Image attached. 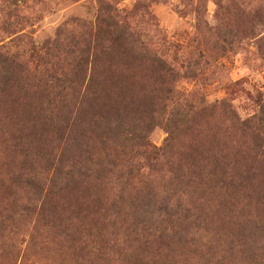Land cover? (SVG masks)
<instances>
[{"label": "rangeland", "instance_id": "1", "mask_svg": "<svg viewBox=\"0 0 264 264\" xmlns=\"http://www.w3.org/2000/svg\"><path fill=\"white\" fill-rule=\"evenodd\" d=\"M21 1L15 24L0 0V30L14 32L4 43L25 35L33 53L0 83V264H264V164L254 165L251 197L203 190L164 214L146 193L172 177L152 158L173 109L186 116L167 154L185 176L214 155L240 165L264 151V130L259 142L234 121L253 123L264 104V0ZM49 76L69 82L63 104ZM85 88L138 124L150 148L130 153L112 134L111 158L132 170L122 191L108 173L54 196L45 183L44 219L20 214L39 177L85 167L74 142L87 110L74 95Z\"/></svg>", "mask_w": 264, "mask_h": 264}, {"label": "trees", "instance_id": "2", "mask_svg": "<svg viewBox=\"0 0 264 264\" xmlns=\"http://www.w3.org/2000/svg\"><path fill=\"white\" fill-rule=\"evenodd\" d=\"M18 1L20 0H7V4L12 8L10 11L6 12L4 16L6 19L5 22L10 18L16 24V22H21L25 19L20 16V11H17L18 5H16V2ZM25 1L27 0L21 2L24 4ZM262 2L261 10H264V1ZM7 28V26H3L0 30V34H3V37L0 38V83L3 84L6 83L10 75H13L19 68V59L23 60V63L25 61L27 64L33 58L32 50L28 47L30 45L27 44L28 41L26 42L25 35L10 39L7 41V44L4 43V40L10 38L12 34H14L13 31H9ZM118 28L122 29L123 34L125 33L123 27ZM22 40L24 41V46L22 42H20L22 43L21 45L14 46L16 42ZM19 46L20 48H17ZM159 63L162 65L161 61H159ZM25 67L26 65L24 64V68ZM161 70L166 74H171L169 68L164 69L162 67ZM47 84L48 88L51 89L57 90L60 88L59 93H62L60 94V101L63 104L66 94L65 89L69 85V82H64L63 78L61 80L59 76H49ZM74 96L79 102L87 105L85 119L80 120V122L78 121L80 129L74 139L75 147L81 149L85 155H87L84 158L85 167L80 168L78 164L77 171H75L74 167L76 166H70V169L65 173H62L63 169L57 171L56 168L49 180L39 177L38 183L34 186V190L31 187L29 188V196L25 204L19 208L20 214L44 219L43 215H46L44 213V200L49 194L46 191L43 192L42 186L45 183H47V186H52L50 192H52L54 196L55 194H59L61 186H66L74 179L89 177L90 174H93L95 179H100L103 175L108 173L111 178H114L113 180L117 182L120 191H122L126 181L132 175V170L128 167L120 166L116 159L111 158L108 142L112 134L114 137L115 134L116 137H118L116 145H118L120 149H125L130 153L134 151L137 152V149L147 151V149L150 148L145 142L146 137L144 131L138 124L133 125L134 122H130V118L124 120V116L121 114L105 110L102 97L98 93L91 92L90 90L88 91L85 88L82 92H77ZM257 107L256 114L252 118L253 123L250 122L251 120L249 119H244L242 121L236 119L234 121L237 126V131L247 134L250 133L260 142V133L262 129L264 130V104H258ZM169 115L172 116L174 121L168 127L166 144L154 152L152 162L154 168H158L159 171L163 169L165 173L172 177H169V179L167 178L163 184H160L159 190H155L151 185L148 187L149 191L146 190L148 199L155 200V203L162 206L160 209L161 212L167 214V212L171 211L173 208H181L183 206V204H181L183 197L188 199V202L192 199L201 200L203 190L207 191L211 198H214V190L222 192L223 194L228 193L229 195H237L239 192L243 191V194L250 196V194L254 192L251 190V185L255 181L254 173L256 169L254 165H257L258 162L261 165L264 164L262 143L261 146L255 143V145L258 146L257 153L255 157H253V161L248 162V164L242 163L237 165V163L232 162L231 158L228 156L214 155L212 156L214 157L212 161L202 159L204 162L196 165L195 168L198 170L191 177L185 176L180 173L178 166H174L170 169V166H173L175 163L168 158L167 148L169 147V141H171L175 132L181 127V125H178L180 123L176 124V122H179L177 119H182L186 114L177 109H173ZM151 152H153L152 149ZM81 170H83L82 173ZM33 180H36V178L30 177L29 181H26L25 184ZM186 181L189 184L188 186L182 184ZM29 184L31 185L32 183ZM189 187L190 194L186 193L184 189ZM232 198L234 199L236 197ZM170 204L172 206L168 207Z\"/></svg>", "mask_w": 264, "mask_h": 264}]
</instances>
